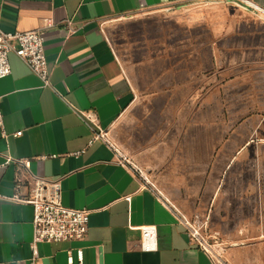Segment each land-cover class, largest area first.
Wrapping results in <instances>:
<instances>
[{
  "label": "crops",
  "instance_id": "0c3cea01",
  "mask_svg": "<svg viewBox=\"0 0 264 264\" xmlns=\"http://www.w3.org/2000/svg\"><path fill=\"white\" fill-rule=\"evenodd\" d=\"M211 1L233 3L250 12L249 16L264 19V0H0V29L6 33L43 31L51 69V87H43L12 53L11 75L0 80V264H215L191 241L178 210L146 183L136 165L121 164L110 143L90 144L93 123L80 114H88L108 136L143 93L150 102L171 100L169 89L142 93L108 39L109 22ZM198 116L195 126L201 135V154L192 174L187 161V177L182 180L201 182V214L212 208L216 219L226 179L207 175L206 164L210 166L211 157L215 162L225 156L223 150L231 149L233 155H240L238 159L263 160L264 125L252 119L253 124L244 128L246 140L238 143L235 140L243 127L236 122L227 128L215 119L206 127L201 124V107ZM18 132L22 135L17 137ZM207 133L213 136L206 138ZM222 133L230 138L216 137ZM157 141L145 147L150 151L141 153L137 163L161 170L159 178L166 181L161 167L172 149L164 143L157 146ZM24 161L30 163L28 169ZM34 177L58 179L64 206L91 211L84 240L38 244L36 259L33 207L9 200L16 194L18 179L20 195L28 197ZM248 184L246 197L251 195L253 200L239 202L233 213L237 225L230 228L254 230L258 237L231 251L232 264H264V201L258 200L264 198V178H254L252 187ZM145 226L157 231L155 249L149 252L141 247Z\"/></svg>",
  "mask_w": 264,
  "mask_h": 264
},
{
  "label": "rangeland",
  "instance_id": "374dc122",
  "mask_svg": "<svg viewBox=\"0 0 264 264\" xmlns=\"http://www.w3.org/2000/svg\"><path fill=\"white\" fill-rule=\"evenodd\" d=\"M247 13L229 2H196L130 20L115 19L106 26L116 55L142 93L173 92L171 100L154 102L143 93L141 101L111 128L107 138L165 195L189 227L204 237L220 264H232L231 251L246 247L258 237L254 230L230 227L237 225L233 213L239 202L253 200L251 195L246 197V185L252 187L254 178H264V149L261 161L238 159L240 155H233L232 149L223 150L225 156L215 162L209 159L207 175L226 179L221 214L216 219L212 208L201 214V182L182 178L187 177V161L192 174L201 154V135L195 126L200 107L201 124L206 127L215 119L227 128L233 125L230 122L243 127L235 140L238 143L246 140L244 128L253 124L252 119L264 125V19ZM216 137L224 141L230 135ZM155 140L157 146L164 143L172 149L167 164L161 167L166 181L159 178L161 170L137 163V157L150 151L145 147Z\"/></svg>",
  "mask_w": 264,
  "mask_h": 264
},
{
  "label": "built area",
  "instance_id": "2783aa9c",
  "mask_svg": "<svg viewBox=\"0 0 264 264\" xmlns=\"http://www.w3.org/2000/svg\"><path fill=\"white\" fill-rule=\"evenodd\" d=\"M71 26V22L68 21L67 27L70 29V32L73 31ZM12 53L20 58L41 80L43 87H51V69L46 58L45 34L43 31L6 33L0 29V80L11 75L9 56ZM80 114L87 121L93 123L94 136L90 142L91 145L99 140L110 143L107 134H104L102 130L97 127L94 120H92L88 114L84 112H80ZM0 125H3L1 110ZM95 129H97L98 132H95ZM21 135L22 132L16 134L17 137ZM115 150L121 157H119L121 164L125 166L132 165L131 161L125 155L116 148ZM23 164L27 169L30 166V163L27 161H24ZM134 168L139 172L137 167ZM140 175L143 176L141 172ZM144 179L147 184L154 187L146 177ZM20 182V179H18L16 194L9 200L16 203L28 204L33 207V248L35 259L37 258L36 247L38 244L81 241L87 237L91 211L88 209H73L64 206L61 198L60 181L58 179L50 181L48 179L34 177L31 184L30 195L26 198L20 195ZM130 199V197L127 198L128 201H130ZM182 221L189 229L191 241L198 244L205 253L209 254L215 264H220V261L215 257L211 246H209L204 237L189 227L186 221ZM142 234L141 247L143 251H153L157 239L156 228L154 226H145L142 228Z\"/></svg>",
  "mask_w": 264,
  "mask_h": 264
}]
</instances>
